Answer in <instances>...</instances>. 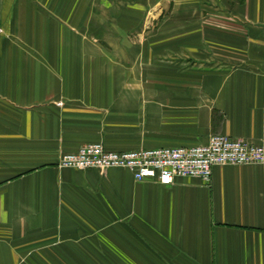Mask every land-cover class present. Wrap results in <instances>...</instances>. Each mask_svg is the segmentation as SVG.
I'll use <instances>...</instances> for the list:
<instances>
[{
  "label": "crops",
  "instance_id": "0c3cea01",
  "mask_svg": "<svg viewBox=\"0 0 264 264\" xmlns=\"http://www.w3.org/2000/svg\"><path fill=\"white\" fill-rule=\"evenodd\" d=\"M213 134L264 146V0H0V264H264V164L58 166Z\"/></svg>",
  "mask_w": 264,
  "mask_h": 264
},
{
  "label": "built area",
  "instance_id": "2783aa9c",
  "mask_svg": "<svg viewBox=\"0 0 264 264\" xmlns=\"http://www.w3.org/2000/svg\"><path fill=\"white\" fill-rule=\"evenodd\" d=\"M264 164V146L227 135L213 134L207 143L190 147H166L115 152L101 143L82 145L76 152L61 155L60 168L78 170L110 168L129 170L137 181L164 185L176 179L211 182L216 166Z\"/></svg>",
  "mask_w": 264,
  "mask_h": 264
}]
</instances>
